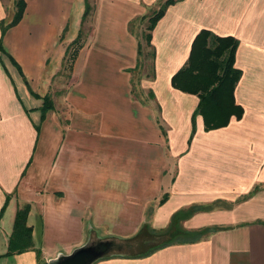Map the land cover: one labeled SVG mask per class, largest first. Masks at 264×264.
<instances>
[{"label": "crops", "instance_id": "1", "mask_svg": "<svg viewBox=\"0 0 264 264\" xmlns=\"http://www.w3.org/2000/svg\"><path fill=\"white\" fill-rule=\"evenodd\" d=\"M14 1L0 0V19ZM154 1L23 0L0 35V264H47L86 240L119 243L174 213L182 228L211 229L143 255L113 245L90 264H264V0H174L144 38L150 72L135 76ZM200 28L237 39L232 93L242 112L210 129L196 114L187 141L197 96L170 75ZM44 93L52 107L41 114ZM24 203L32 247L4 253Z\"/></svg>", "mask_w": 264, "mask_h": 264}, {"label": "trees", "instance_id": "2", "mask_svg": "<svg viewBox=\"0 0 264 264\" xmlns=\"http://www.w3.org/2000/svg\"><path fill=\"white\" fill-rule=\"evenodd\" d=\"M174 0H162L158 7L147 16L144 38L149 42L150 29L156 19L163 13L165 7ZM15 8L6 22L0 19V35L5 28L14 24L23 11V0H15ZM87 11V5L83 15ZM79 35V34H78ZM77 40L74 39L72 43ZM237 39L229 34L218 35L206 28H200L193 36L184 63L170 75V84L182 91L196 94L197 102L190 114V131L187 141L194 132V116L200 114L203 129H210L226 124L230 115L238 118L242 108L234 102L233 88L239 77L240 70L233 65L234 51ZM0 51H4L0 44ZM138 49V54H140ZM152 56L153 53L151 52ZM19 70V66L12 60ZM52 107V101L47 93L41 96L40 113ZM35 127L37 125L35 124ZM163 199L160 198L159 201ZM5 196L0 206V214L6 203ZM28 204L17 206L7 237L4 253L19 252L32 247L31 228L26 223ZM177 214H173L169 223L162 228L153 229L143 223L130 237L123 238L119 244L127 255H143L152 249L172 241L191 240L199 237L211 227L188 230L177 223ZM127 247V248H126ZM39 253V250H36ZM106 256V255H104ZM103 257V256H102Z\"/></svg>", "mask_w": 264, "mask_h": 264}, {"label": "water", "instance_id": "3", "mask_svg": "<svg viewBox=\"0 0 264 264\" xmlns=\"http://www.w3.org/2000/svg\"><path fill=\"white\" fill-rule=\"evenodd\" d=\"M113 241L109 238L86 240L70 252L58 253L47 264H90L97 258L111 253Z\"/></svg>", "mask_w": 264, "mask_h": 264}, {"label": "rangeland", "instance_id": "4", "mask_svg": "<svg viewBox=\"0 0 264 264\" xmlns=\"http://www.w3.org/2000/svg\"><path fill=\"white\" fill-rule=\"evenodd\" d=\"M160 0H155L154 3H156L154 6H152L150 8V10L148 11L147 15H150L151 12L156 9L159 5L160 2H158ZM13 12H8V15L3 19L4 22L7 21L11 15H12ZM88 20V19H87ZM147 24V18L145 20H142V29H141V35H140V39H139V48H140V56H139V64L140 66L138 67V70L136 71L135 73V76H140V74L146 72V73H149L150 72V48L148 45H146L145 41H144V33L146 32V28L143 27L144 25L146 26ZM87 28H88V21H84V23L80 26V36L82 37L86 31H87ZM69 60L68 58H66L64 60V63H63V67L62 69L60 70L59 72V76H57V80H59L60 82H58L56 85H54V87L56 88H60L61 85L60 84H63L66 82V80L68 79V66H69ZM50 96V95H49ZM111 240H113L114 238H109ZM117 241H113V245L114 247H117ZM123 247V246H121ZM117 248H113L111 250V252L113 250H116ZM122 249V248H120Z\"/></svg>", "mask_w": 264, "mask_h": 264}]
</instances>
